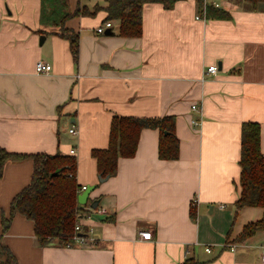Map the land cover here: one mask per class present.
I'll return each instance as SVG.
<instances>
[{"label":"crops","instance_id":"obj_1","mask_svg":"<svg viewBox=\"0 0 264 264\" xmlns=\"http://www.w3.org/2000/svg\"><path fill=\"white\" fill-rule=\"evenodd\" d=\"M68 1L70 11L104 3ZM214 4L230 19H208L205 7ZM40 9L41 0H0V148L23 156H71L74 149L78 186H94L87 203L78 204L82 231L93 241L41 247L33 222L21 214L4 232L2 218L33 173L31 160H8L0 178V238L17 263L182 264L193 258L262 264L264 231L235 241L262 210H236L235 203L243 123L259 124L264 156V6L252 10L244 0H202L201 8L197 0H177L170 9L145 4L138 38L120 37L116 22H110L112 36L97 34L104 12L75 17L64 27L79 35L77 60L55 34L59 28L40 24ZM40 61L52 66L48 75L36 74ZM212 66L217 72L207 73ZM115 116H174L178 159L160 160L159 132L144 129L135 155L118 159L116 174L100 183L91 152L108 147ZM94 200L95 211L104 213L89 211ZM140 231L152 239L141 240Z\"/></svg>","mask_w":264,"mask_h":264},{"label":"trees","instance_id":"obj_2","mask_svg":"<svg viewBox=\"0 0 264 264\" xmlns=\"http://www.w3.org/2000/svg\"><path fill=\"white\" fill-rule=\"evenodd\" d=\"M177 0H104L92 8L77 5L70 11L68 0H41L40 24L59 28L55 32L67 40L75 60L78 56V33L64 27V23L75 17H94L99 12L105 13L103 24L116 22L117 33L124 38H138L142 34V9L145 4H161L165 9L173 7ZM200 8L202 0H197ZM248 8L258 10L264 6V0H244ZM208 19L229 20L230 14L218 7L206 6ZM175 117L161 118L118 117L111 121L108 147L92 150L91 156L96 160L97 173L102 178L112 177L117 172L120 158H132L137 149L140 132L144 129L159 132L158 157L160 160L173 161L179 156V140L175 135ZM29 159L33 163L31 181L19 192L10 205L8 218H2L5 232L15 214H21L34 224V235L41 247L57 245L71 248L75 244L74 226L82 209L77 203L78 186L75 172L76 160L66 155H32L10 154L0 148V178L4 164L8 160L21 161ZM240 196L235 203L236 210L243 208H260L262 217L244 225L235 241L243 242L259 231H264V156L260 149V126L247 122L241 126L240 153ZM59 170L56 176L51 175ZM194 218V214L191 213ZM84 236V235H82ZM0 264H18L14 255L1 244ZM182 264H198L193 258Z\"/></svg>","mask_w":264,"mask_h":264},{"label":"built area","instance_id":"obj_3","mask_svg":"<svg viewBox=\"0 0 264 264\" xmlns=\"http://www.w3.org/2000/svg\"><path fill=\"white\" fill-rule=\"evenodd\" d=\"M215 7H218L219 5L218 4H214ZM108 28H112L111 26V23L110 22H106L104 23L102 26L98 27L96 29V33L97 34H103L105 32L106 29ZM52 71V66L48 63H45V62H37V64L35 65V72L36 74H44V75H48L50 72ZM217 72V67L216 66H212V67H209L208 70H207V73L209 74H215ZM191 110L193 112H198L200 113V107L198 105H192L191 106ZM200 121L198 120H194L192 121V125L194 127H197L199 125ZM69 134L70 135H76L77 132L75 130L74 127H71L69 130H68ZM75 154V151L74 149H70L69 151V155L71 156H74ZM86 190V186H82L79 190H78V195L81 194L83 191ZM91 212H98V213H104L103 211H99V210H89ZM82 219H83V214L80 213V216H78L76 218V222H75V226H74V233L76 234L75 236V244L76 245H86L87 242L89 241H93L91 239L88 238V235L83 233L82 231ZM91 234V231L89 232ZM79 235H84V236H79ZM138 236L141 240H144V241H148V240H151L152 239V233L150 231H140L138 233ZM230 250L233 251L234 250V246H231L230 247ZM206 252L207 253H210V249L209 248H206ZM260 260H261V263L264 264V248L262 249V252H261V256H260Z\"/></svg>","mask_w":264,"mask_h":264},{"label":"water","instance_id":"obj_4","mask_svg":"<svg viewBox=\"0 0 264 264\" xmlns=\"http://www.w3.org/2000/svg\"><path fill=\"white\" fill-rule=\"evenodd\" d=\"M104 34H105L106 36H112V35H113V29H112V28H108V29H106L105 32H104ZM43 41H44V36H41V37H40V41H39V45H42ZM58 174H59V170L56 171V172H54V173L51 175V177H52V176H56V175H58ZM108 178H109L108 176L105 177V178H102V177L99 175V176H98V181H99L100 183H103V182L106 181ZM93 190H94V186L86 187V190L83 191L81 194H79V195L77 196V203H78L79 205H85V204L87 203V201H88L89 194H90ZM98 204H99L98 200H94V201L91 202V204H90V208L93 209V210H95V209L97 208ZM79 236H82V235H79Z\"/></svg>","mask_w":264,"mask_h":264},{"label":"rangeland","instance_id":"obj_5","mask_svg":"<svg viewBox=\"0 0 264 264\" xmlns=\"http://www.w3.org/2000/svg\"><path fill=\"white\" fill-rule=\"evenodd\" d=\"M92 1V0H91ZM239 1V0H238ZM236 227H238V222H237V224H236Z\"/></svg>","mask_w":264,"mask_h":264}]
</instances>
